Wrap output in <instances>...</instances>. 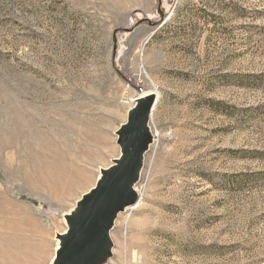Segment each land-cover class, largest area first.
Returning <instances> with one entry per match:
<instances>
[{
    "label": "rangeland",
    "instance_id": "obj_1",
    "mask_svg": "<svg viewBox=\"0 0 264 264\" xmlns=\"http://www.w3.org/2000/svg\"><path fill=\"white\" fill-rule=\"evenodd\" d=\"M147 93L104 264H264V0H0V264L54 263Z\"/></svg>",
    "mask_w": 264,
    "mask_h": 264
},
{
    "label": "water",
    "instance_id": "obj_2",
    "mask_svg": "<svg viewBox=\"0 0 264 264\" xmlns=\"http://www.w3.org/2000/svg\"><path fill=\"white\" fill-rule=\"evenodd\" d=\"M138 91L144 92L141 87ZM156 104L155 93L135 100L127 122L117 132L121 156L110 168L102 170L97 185L66 216L68 230L58 236L60 247L53 264H104L112 258L111 231L115 222L139 201L135 186L154 141L149 124Z\"/></svg>",
    "mask_w": 264,
    "mask_h": 264
}]
</instances>
